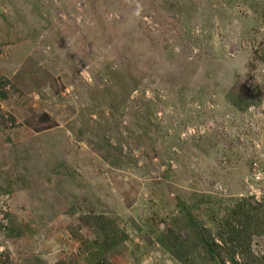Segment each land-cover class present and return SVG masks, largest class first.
<instances>
[{
	"label": "rangeland",
	"instance_id": "1",
	"mask_svg": "<svg viewBox=\"0 0 264 264\" xmlns=\"http://www.w3.org/2000/svg\"><path fill=\"white\" fill-rule=\"evenodd\" d=\"M0 264H264V0H0Z\"/></svg>",
	"mask_w": 264,
	"mask_h": 264
}]
</instances>
